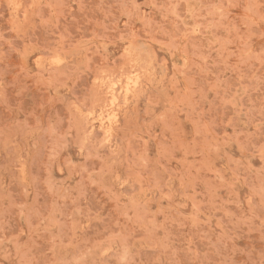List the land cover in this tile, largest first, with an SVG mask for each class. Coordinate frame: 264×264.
<instances>
[{
  "label": "rangeland",
  "instance_id": "1",
  "mask_svg": "<svg viewBox=\"0 0 264 264\" xmlns=\"http://www.w3.org/2000/svg\"><path fill=\"white\" fill-rule=\"evenodd\" d=\"M0 264H264V0H0Z\"/></svg>",
  "mask_w": 264,
  "mask_h": 264
}]
</instances>
